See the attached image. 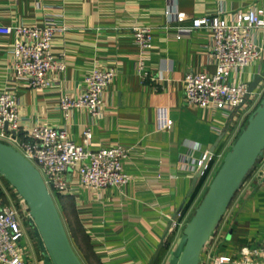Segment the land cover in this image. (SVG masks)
I'll use <instances>...</instances> for the list:
<instances>
[{
  "label": "crops",
  "instance_id": "1",
  "mask_svg": "<svg viewBox=\"0 0 264 264\" xmlns=\"http://www.w3.org/2000/svg\"><path fill=\"white\" fill-rule=\"evenodd\" d=\"M253 7L261 8L264 18V0H0V26L41 25L54 18L69 27L54 37L51 46L54 54L64 55L65 69L50 74L53 84L44 91L15 79L14 35L0 34V90L16 96L22 133L45 124L64 129L81 145L84 125L92 122L91 117L84 109L64 111L59 100L63 95H79L84 75L94 66L118 70L104 94L105 110L94 122L92 138L134 148L125 165L132 178L124 190L109 188L99 200L85 190L67 196L69 206L64 197L61 217L83 264L168 263L188 220V193L196 175L182 173L181 162L197 161L220 138L205 177L197 181L200 185L244 124L237 109L226 113L185 105L184 76L215 70L210 32L186 27L205 15L231 22L236 12ZM177 13L185 19L177 22ZM136 26L152 27L153 47L146 53L133 39ZM254 38L262 54L237 76L250 92L264 84V28L254 31ZM139 60L146 77L136 69ZM258 77L260 81L251 88ZM159 108H166L174 119L169 132L154 130ZM260 172H264V156L225 212L220 234L203 248L201 264H208L210 254L237 257L243 247L264 248ZM0 201L19 214L23 231L19 246L26 264H43L26 205L1 176ZM173 219L178 225L166 233Z\"/></svg>",
  "mask_w": 264,
  "mask_h": 264
},
{
  "label": "built area",
  "instance_id": "2",
  "mask_svg": "<svg viewBox=\"0 0 264 264\" xmlns=\"http://www.w3.org/2000/svg\"><path fill=\"white\" fill-rule=\"evenodd\" d=\"M184 19L183 13L175 16L177 22ZM201 28L211 34L215 70L189 72L184 76V103L187 107H212L226 113L237 109L245 121L264 95V84L258 91L250 92L248 85L238 80L237 76L262 54L254 31L264 28L263 10L253 7L238 11L231 22L215 15H205L192 19L186 27L187 30ZM68 29L67 25L54 18L45 19L41 25L0 26V34L14 35L15 79L36 91L50 88L53 84L50 74L60 73L66 66L64 55L52 52V41ZM132 36L142 53L152 49V27H133ZM175 37L180 38L181 35L177 33ZM136 69L142 77H146L142 60H139ZM117 74L114 66L96 65L84 75V89L79 95L67 94L59 100L64 111L84 109L91 117L92 122L84 125L81 145L72 141L64 129L45 124H36L25 134L22 133L16 96L7 89L0 90V142L13 147L38 169L52 196H74L78 191L85 190L99 200L107 189L124 190L130 182L132 177L125 165L134 148L113 141L107 144L95 142L92 138L94 122L105 110L104 94ZM173 125L174 119L168 110L159 108L154 130L169 132ZM237 135L238 132L233 134L231 144ZM230 145L217 158L222 159ZM204 157L205 154L194 162L182 161L180 171L194 175ZM259 179L264 181V172H260ZM177 225L176 219H173L170 232ZM216 232L205 248L218 237L220 233ZM22 236L16 208L0 201V263L26 264L19 246ZM254 257L261 260L256 262ZM207 260L208 264H264V248L243 247L237 257L210 254Z\"/></svg>",
  "mask_w": 264,
  "mask_h": 264
},
{
  "label": "water",
  "instance_id": "3",
  "mask_svg": "<svg viewBox=\"0 0 264 264\" xmlns=\"http://www.w3.org/2000/svg\"><path fill=\"white\" fill-rule=\"evenodd\" d=\"M259 81L260 77L252 83L251 88ZM219 140L205 154L188 195L204 173ZM263 156L264 95L224 153L205 193L184 225L167 264H201L203 248L218 228L236 193ZM0 176L26 205L28 224L36 238L43 264H83L40 172L21 153L3 142H0ZM170 226L171 223L166 233Z\"/></svg>",
  "mask_w": 264,
  "mask_h": 264
},
{
  "label": "rangeland",
  "instance_id": "4",
  "mask_svg": "<svg viewBox=\"0 0 264 264\" xmlns=\"http://www.w3.org/2000/svg\"><path fill=\"white\" fill-rule=\"evenodd\" d=\"M229 149V148H228ZM222 159L218 158V160L216 161L215 163V168L213 167V170L211 172V174L208 176V179L204 180L203 182L200 183V185L194 189V191L191 193L190 195V200L188 202V220L190 219V217L192 216L193 212H194V209L197 207L198 203L200 202L203 194L205 193L206 189H207V186L211 180V178L213 177V175L215 174L216 170L218 169L220 163H221ZM261 161V160H260ZM259 161V162H260ZM258 165V163L256 164V166ZM255 169V168H254ZM252 173V172H251ZM250 173V174H251ZM54 197V200H55V203L57 205V208L60 212V215H61V212H62V205L61 203L59 202L58 200V197L57 195H53ZM62 216V215H61ZM63 220V219H62ZM187 220V221H188ZM217 232L216 233H220V227H218L217 229ZM178 242V241H177ZM175 243H176V240H175ZM172 247V245H171Z\"/></svg>",
  "mask_w": 264,
  "mask_h": 264
},
{
  "label": "trees",
  "instance_id": "5",
  "mask_svg": "<svg viewBox=\"0 0 264 264\" xmlns=\"http://www.w3.org/2000/svg\"><path fill=\"white\" fill-rule=\"evenodd\" d=\"M245 122H246V120L244 121V124H245ZM244 124L242 125V127L244 126ZM242 127H241V129H242ZM210 161H211V159H210ZM259 163V162H258ZM209 168V163H208V166L206 167V169L204 170V173L202 174V176L201 177H205L204 175H205V173H206V171H207V169ZM202 181H200L199 183H201ZM7 183V182H6ZM8 184V183H7ZM199 186V184H197L196 186H195V188H197ZM194 188V189H195ZM194 191V190H193ZM57 197H58V200H59V202L60 203H63L62 201H63V199H64V195H57ZM66 198V200H68V202H69V199H68V197L66 196L65 197ZM189 200H190V196H189V198H188V202H189ZM70 205V202L68 203V206Z\"/></svg>",
  "mask_w": 264,
  "mask_h": 264
}]
</instances>
